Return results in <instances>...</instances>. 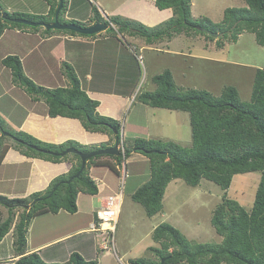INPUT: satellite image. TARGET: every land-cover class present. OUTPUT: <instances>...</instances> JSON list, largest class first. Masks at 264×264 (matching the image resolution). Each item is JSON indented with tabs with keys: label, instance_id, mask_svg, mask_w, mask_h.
Instances as JSON below:
<instances>
[{
	"label": "trees",
	"instance_id": "16d2710c",
	"mask_svg": "<svg viewBox=\"0 0 264 264\" xmlns=\"http://www.w3.org/2000/svg\"><path fill=\"white\" fill-rule=\"evenodd\" d=\"M46 1L50 5L47 16L0 10V35L6 28L38 30L41 26H29L13 19L52 22L60 1V22L86 25L84 22L63 18L67 0ZM242 1L245 3L243 6L226 8L222 20L212 22L208 18H192L191 0H154L157 9L171 8L173 16L163 28L150 32L140 22L116 16L103 17L95 8H91L90 20L106 24V32L110 35H138L146 43H153L157 39H170L174 31H195L213 39L214 35L203 31L204 28L233 42L243 32H250L254 34L257 44L264 46V0ZM52 31L84 37L95 36L78 34L72 30L43 28L45 33ZM2 63L10 69L15 83L21 85L30 95L44 100L48 115L77 118L86 130L108 133L114 142L120 144V121L98 113V101L90 98L81 88L69 64L64 63L69 86L45 88L23 73L18 56L7 55ZM152 81L156 85L155 89L140 92L136 98L151 107L188 112L190 147L172 140L133 137L128 146H123L119 155H97L89 158L78 177L74 175L81 167L79 155L61 153L69 147L86 153L108 147L109 143L90 146L73 140L63 143L45 142L25 131L5 126V121L0 116V162L6 150L13 146L28 157L51 162L70 160L72 163L67 173L53 178L42 191L33 192L23 198L0 195V205L9 211L16 207L23 208L13 231L14 251L21 255L15 264H61L45 262L36 252L26 254V233L31 219L45 212L56 213L60 209L75 212L79 192H98L94 179L89 175L90 164L107 165L115 174H119L122 162L132 152L143 154L148 160L149 177L131 194L135 202L144 206L148 216L161 211L165 189L176 178L191 186H197L202 179H206L218 185L224 190V194L211 215V224L221 237L220 242L202 243L189 240L172 224L162 222L152 231V238L158 244L149 247L152 258H131L130 264H264V68H256L254 71L248 101L241 100L237 88L232 85L224 86L218 96L206 90H180L169 69L153 75ZM101 156H109L112 160L98 161ZM251 171H260V179L252 207L247 210L237 200L228 197L226 191L234 175ZM12 220L13 217L9 216L0 223V240L9 231ZM62 264H97V261L85 260L79 253L72 252L68 261Z\"/></svg>",
	"mask_w": 264,
	"mask_h": 264
},
{
	"label": "crops",
	"instance_id": "0c3cea01",
	"mask_svg": "<svg viewBox=\"0 0 264 264\" xmlns=\"http://www.w3.org/2000/svg\"><path fill=\"white\" fill-rule=\"evenodd\" d=\"M81 1L84 0H67L63 18L90 25L94 23L90 20L91 8L83 11ZM86 2L91 4L89 0ZM49 9L50 5L46 0H0V10L10 13L47 16ZM135 9L140 12L135 11L127 16L139 19L145 16L146 10L142 5H137ZM99 13L103 17L108 16L102 8ZM153 15L155 19L161 18L157 12ZM43 28H6L0 35V115L10 128L25 131L50 143L73 140L90 146L106 142H112L108 146L113 144L110 134L88 131L77 118L48 115L43 99L30 95L21 85L15 83L10 69L2 63L7 55H15L21 61L23 73L45 88L69 86L63 68L64 63L69 64L81 88L90 98L98 101L99 114L123 120V134L125 128L136 127L144 132L143 138L154 137L148 130L147 118L137 124L129 121L126 115L127 109L134 104H131L132 99L140 93L134 89L131 74L126 70L127 66L131 67V61L135 60L130 47L122 44L119 37L117 39L107 35L106 30L96 37H84L63 31L45 33ZM112 39L117 41L111 43ZM148 44L152 43H142V46L149 48ZM137 156L147 160L143 154ZM109 160L111 159L104 157L98 161ZM71 166L70 160L51 162L28 157L10 146L0 162V195L23 198L33 192L42 191L53 178L67 173ZM89 171L98 192H79L76 197L77 210L73 213L60 209L56 213L45 212L33 217L26 233V254L36 252L45 262L61 264L68 261L72 252L79 253L85 260H95L97 264H101V258L110 255L109 252H99V237L91 231L90 225L96 219V211L105 201V197L117 191L114 178L118 175L104 164L92 163ZM143 176L147 180L149 171L144 170ZM22 211V207L9 211L0 205V223L9 216L13 217L9 231L0 240V264H15L21 257L14 251L13 231Z\"/></svg>",
	"mask_w": 264,
	"mask_h": 264
},
{
	"label": "rangeland",
	"instance_id": "374dc122",
	"mask_svg": "<svg viewBox=\"0 0 264 264\" xmlns=\"http://www.w3.org/2000/svg\"><path fill=\"white\" fill-rule=\"evenodd\" d=\"M86 1H81L80 4L85 12L88 8H95L98 11L102 8L108 16L140 22L145 28L150 29L149 32L163 28L173 16L171 8L157 9L154 0H89L91 4H87ZM139 4L146 10L144 12L146 17L140 19L128 17L130 13L140 12L134 10ZM244 4L242 0H191L190 13L196 20L208 18L212 22H220L226 8L240 7ZM156 12L161 16L160 19H155L153 14ZM103 32L96 33L94 37ZM171 34L173 35L170 39H157L151 45L148 44L149 48L142 46V43H146L143 37L127 33L117 34L116 38L119 37L117 39L122 44L131 48L135 59L134 62L131 61V67L127 66L126 70L131 74V82L136 92L154 90L156 85L152 81V76L169 69L180 90H206L218 96L224 86L232 85L237 88L241 100L250 99L254 71L256 68H264V46L257 44L253 33L243 32L235 42L227 41L218 34L214 35L213 39L208 38L195 31L190 33L174 31ZM115 41L112 39L111 43ZM133 102V106L130 105L132 107L126 111L129 121L141 124L147 118L148 130L151 131L154 139L172 140L182 146L190 147L191 129L188 112L144 107L136 97L132 99L131 104ZM120 124L121 149L125 144L128 146L133 137H144V132L136 127L125 128L123 134V120ZM4 125L9 127L6 121ZM135 153L140 154L132 152L122 162L120 173L116 174L118 177L114 178L117 191L113 194L122 195L113 239L116 253L106 251L110 255L101 258V264H130L131 258H152L149 247L158 246L152 238V231L162 222L172 224L189 240L202 243L220 242L221 237L211 224V215L215 206L221 201L224 190L206 179H202L197 186H191L180 178L173 179L165 189L161 211L148 216L144 206L131 198L135 188L146 180L143 176L144 170L149 171L148 160L145 158L142 160ZM104 157L112 160L109 156H101L99 159ZM124 172L127 173L126 176ZM259 179L260 171L234 175L226 191L228 197L237 200L249 210L253 204ZM99 252L104 253L100 248Z\"/></svg>",
	"mask_w": 264,
	"mask_h": 264
},
{
	"label": "water",
	"instance_id": "95a60500",
	"mask_svg": "<svg viewBox=\"0 0 264 264\" xmlns=\"http://www.w3.org/2000/svg\"><path fill=\"white\" fill-rule=\"evenodd\" d=\"M62 2L60 1L59 6L56 9L55 16L52 22L45 23V22H39V21H32L25 18H15L13 19L17 23H23L29 26H42L45 29H59V30H72L78 34L83 35H92L99 33L101 31H105L108 26L101 22H94L90 25H81L77 23H62L59 21V12L61 10ZM203 31L210 33L212 35H216V33H211L206 29H202ZM66 153H76L79 155L81 159V167L79 171L74 175V177H78L79 174L82 172V170L85 167V163L89 158H92L97 155H119L120 150L118 148V143L114 142L113 145L105 147V148H99L95 149L86 153L80 152L77 149L73 147H69L66 150H64L61 155H64ZM71 180V179H70ZM68 180V182L70 181Z\"/></svg>",
	"mask_w": 264,
	"mask_h": 264
},
{
	"label": "built area",
	"instance_id": "2783aa9c",
	"mask_svg": "<svg viewBox=\"0 0 264 264\" xmlns=\"http://www.w3.org/2000/svg\"><path fill=\"white\" fill-rule=\"evenodd\" d=\"M123 148V146L122 149L119 147L121 151H123ZM123 174L126 176L127 173L124 172ZM121 203V193L107 195L105 201L96 211V219L90 225L91 231L99 237V248L103 252L111 251L113 254L116 253L113 239L119 218Z\"/></svg>",
	"mask_w": 264,
	"mask_h": 264
},
{
	"label": "clouds",
	"instance_id": "9594fccd",
	"mask_svg": "<svg viewBox=\"0 0 264 264\" xmlns=\"http://www.w3.org/2000/svg\"><path fill=\"white\" fill-rule=\"evenodd\" d=\"M118 148H119V144H118ZM120 150V149H119Z\"/></svg>",
	"mask_w": 264,
	"mask_h": 264
}]
</instances>
